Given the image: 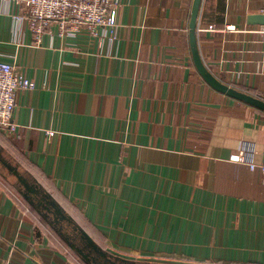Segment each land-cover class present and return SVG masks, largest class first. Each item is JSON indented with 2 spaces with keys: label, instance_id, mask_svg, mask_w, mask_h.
I'll list each match as a JSON object with an SVG mask.
<instances>
[{
  "label": "crops",
  "instance_id": "0c3cea01",
  "mask_svg": "<svg viewBox=\"0 0 264 264\" xmlns=\"http://www.w3.org/2000/svg\"><path fill=\"white\" fill-rule=\"evenodd\" d=\"M120 3L114 41L62 37L53 24L36 44L16 0H0V57L36 83L18 92L17 131L0 129V147L113 254L264 264V173L235 158L245 148L264 161V111L198 72L193 0ZM250 14H264V0H204L198 43L220 80L264 99V24ZM0 264H80L38 233L1 172Z\"/></svg>",
  "mask_w": 264,
  "mask_h": 264
},
{
  "label": "built area",
  "instance_id": "2783aa9c",
  "mask_svg": "<svg viewBox=\"0 0 264 264\" xmlns=\"http://www.w3.org/2000/svg\"><path fill=\"white\" fill-rule=\"evenodd\" d=\"M120 2L121 0H16V4L23 9V13L18 14L17 18L26 22L36 44L42 43L44 34L55 24L62 37L86 35L92 42L102 45L105 41H114L118 37L116 11L120 8ZM260 32L264 35V25ZM262 56L264 59V47ZM35 89L36 83L23 69L0 57V129L7 135H14L17 131L12 118L18 92ZM48 134L54 136L55 131H49ZM251 156L252 153L244 148L235 158L248 162L251 169L259 168L264 173V161L256 164Z\"/></svg>",
  "mask_w": 264,
  "mask_h": 264
},
{
  "label": "trees",
  "instance_id": "16d2710c",
  "mask_svg": "<svg viewBox=\"0 0 264 264\" xmlns=\"http://www.w3.org/2000/svg\"><path fill=\"white\" fill-rule=\"evenodd\" d=\"M11 160L12 159L9 153L4 148L0 147V165L5 167L10 174L17 177L19 182L22 184L23 190H21L13 182L26 201V204L28 206V214L32 218L34 225L38 230V233H40L41 231L47 232V234L51 235L57 242H60V244L66 249V253L71 257L72 260L77 261L80 264H96L93 262L95 257L89 255L86 251H84V249H82V244H84V246L90 247L97 253L99 252L93 248V245L91 243L88 242L87 237H81L83 235V232H80V227L75 224L72 219L65 217V215H63L61 211H59L43 194L41 188L37 185V183L31 182L30 180L28 181L23 176L19 165L13 163ZM16 168L17 173H15ZM19 176L26 180L28 186H26V184L22 182L21 179H19ZM3 177L8 178L4 174ZM6 182L7 184H10L7 180ZM68 228L70 229V231L68 230ZM67 230L69 232H67ZM98 248L105 252V255H101L99 253V255H101L102 257H106L108 256V253H111L105 247L103 248L98 246ZM82 252L87 254V257H85ZM111 254L114 255V257H118L122 260V263L117 264L130 263L129 259L126 257L119 256L113 253Z\"/></svg>",
  "mask_w": 264,
  "mask_h": 264
},
{
  "label": "water",
  "instance_id": "95a60500",
  "mask_svg": "<svg viewBox=\"0 0 264 264\" xmlns=\"http://www.w3.org/2000/svg\"><path fill=\"white\" fill-rule=\"evenodd\" d=\"M204 0H193L192 9H191V19H190V45L192 49L193 60L195 66L200 73V75L204 78V80L212 86L214 89L227 94L230 97L235 99L244 101L260 110L264 111V99L246 92L242 89H239L235 86H232L222 80H220L206 65L199 48L198 43V23L201 15V10L203 6ZM248 22L250 24H264V14H250L248 16ZM15 173H17V168L15 169ZM19 175V174H18ZM22 182L28 186V183L24 178L19 176ZM83 235L88 238L89 243L93 245V248L98 251L101 255H105V252L98 248V246L93 242L90 236L86 232H83ZM85 257L87 254L82 252Z\"/></svg>",
  "mask_w": 264,
  "mask_h": 264
},
{
  "label": "rangeland",
  "instance_id": "374dc122",
  "mask_svg": "<svg viewBox=\"0 0 264 264\" xmlns=\"http://www.w3.org/2000/svg\"><path fill=\"white\" fill-rule=\"evenodd\" d=\"M0 172L4 174L6 177H8L9 181L14 182L21 190H23L22 184L19 182L18 178L15 177L14 175L10 174L9 171L0 165ZM70 231V229L68 228ZM67 230V232H69ZM81 247V246H80ZM82 249L86 251L89 255L94 256V263L96 264H117V263H122V260L118 257H114L111 253H108V256L102 257L99 255V253L93 251L90 247L84 246L82 244ZM130 263L129 264H166L164 262H158L155 260L147 259V258H128ZM92 262V263H93Z\"/></svg>",
  "mask_w": 264,
  "mask_h": 264
}]
</instances>
